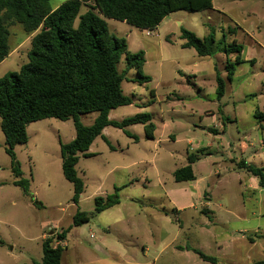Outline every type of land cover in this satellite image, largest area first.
Listing matches in <instances>:
<instances>
[{
  "label": "rangeland",
  "instance_id": "rangeland-1",
  "mask_svg": "<svg viewBox=\"0 0 264 264\" xmlns=\"http://www.w3.org/2000/svg\"><path fill=\"white\" fill-rule=\"evenodd\" d=\"M64 1L50 4L55 9ZM212 3L213 8L177 11L170 25L162 23L150 35L106 19L110 32L126 39L129 53L143 50L146 58L141 69L125 74L123 93L133 102L112 109V118L148 112L155 138L148 137L143 123L127 127L133 137L109 126L105 135L113 148L99 136L91 148L95 155L80 154L76 167L85 187L78 203L62 171L61 142L76 135L72 119L31 122L28 142L15 146L30 195L14 184L0 126V264L41 260L50 226L70 229L65 239L53 242L64 248L63 264H215L194 249L216 256L217 264L264 258V186L240 165L264 166V121L256 117L264 112V0ZM87 8L83 5L80 14ZM182 27L200 38L215 36L216 52L200 56L195 48L182 47ZM9 30L12 51L0 63V76L28 61L35 34L20 23ZM234 39L244 46L246 62L235 64L228 78V62L238 55L226 52ZM125 66L123 56L120 71ZM218 72L226 81L221 97ZM139 75L151 81L135 80ZM97 114H83L82 122L92 124ZM191 153L199 157L193 163L196 179L178 182L174 172ZM115 187L119 203L95 213V197L115 194ZM77 211L89 218L78 226L73 225Z\"/></svg>",
  "mask_w": 264,
  "mask_h": 264
},
{
  "label": "trees",
  "instance_id": "trees-1",
  "mask_svg": "<svg viewBox=\"0 0 264 264\" xmlns=\"http://www.w3.org/2000/svg\"><path fill=\"white\" fill-rule=\"evenodd\" d=\"M66 0L57 8H52L50 0H0V63L11 53L9 25L20 23L32 37V47L28 61L19 70L9 71L0 76V117L1 129L5 134L6 152L11 157V167L17 179L15 185L30 195V182L22 177V169L15 146L29 140L27 127L31 122L58 118L72 119L76 135L69 142H61L62 171L65 178L73 183V201L78 203L84 191V181L79 177L77 164L80 154L84 157L95 155L89 151L97 137L103 138L112 147L103 130L114 126L132 136L129 125L143 123L149 138H154L155 125L152 115L142 112L122 120L110 119L112 109L128 105L132 98L123 93L122 82L132 68L141 69L146 62L145 52L129 53L125 38L110 32L107 18L124 21L142 30H153L172 12L179 10H203L212 8V0ZM83 5L87 10L80 14ZM79 17V18H78ZM78 18V21H77ZM236 30V28L234 29ZM182 47H193L200 56L212 55L217 50L216 38L209 35L198 37L194 32L182 27ZM226 52H237L236 61L228 62V78L235 73L241 60L244 46L234 39ZM125 56L126 66L120 71L119 63ZM251 62H254L252 59ZM135 80L151 81L148 75H139ZM226 81L217 73V94L225 93ZM151 94L155 96L154 91ZM98 112L90 125L82 122L81 116ZM256 117L264 121V112ZM212 129V128H211ZM210 129V130H211ZM214 130V129H213ZM137 139V137H135ZM198 155L191 153L188 163L174 172L178 182L196 179L193 163ZM253 175L259 177L264 186V166L241 162ZM116 193L106 197H95V213H100L119 203ZM89 220L84 211H77L73 225H81ZM70 230V229H69ZM69 230L48 236L42 243L43 257L33 260V264H63L62 245L53 246L55 240H63ZM264 237V234H263ZM251 242L255 239L251 237ZM204 260L217 263V257L194 249ZM252 264H264V258Z\"/></svg>",
  "mask_w": 264,
  "mask_h": 264
},
{
  "label": "crops",
  "instance_id": "crops-1",
  "mask_svg": "<svg viewBox=\"0 0 264 264\" xmlns=\"http://www.w3.org/2000/svg\"><path fill=\"white\" fill-rule=\"evenodd\" d=\"M213 8V7H212ZM177 13V11H175V12H172V13H170L169 15H167L163 20H162V22L160 23V24H165V25H170V17L172 16V15H174V14H176ZM177 23L179 24V23H181V20L179 19V18H177ZM160 24L158 25V26H160ZM109 118L110 119H113L112 118V114H111V112H110V114H109ZM108 127L109 126H107V127H105L104 128V130H103V133H104V135L106 134V132L109 130L108 129ZM211 128H209V130H210ZM211 130H213V129H211ZM155 131H156V127H155V130H154V133H155ZM215 131V130H214ZM172 135V134H171ZM106 136V135H105ZM107 137V136H106ZM108 138V137H107ZM154 138H155V136H154ZM154 138H152V139H154ZM103 139V138H102ZM104 140V139H103ZM105 141V140H104ZM106 142V141H105ZM107 143V142H106ZM93 144V143H92ZM92 145H91V147H90V149H89V151L90 152H92V153H95L92 149ZM111 148H113V147H111ZM96 154V153H95ZM188 157V156H187ZM195 180V179H194ZM190 181V180H189ZM206 261V260H205ZM210 262V261H209ZM215 264H217V263H215Z\"/></svg>",
  "mask_w": 264,
  "mask_h": 264
},
{
  "label": "built area",
  "instance_id": "built-area-1",
  "mask_svg": "<svg viewBox=\"0 0 264 264\" xmlns=\"http://www.w3.org/2000/svg\"><path fill=\"white\" fill-rule=\"evenodd\" d=\"M146 33H147L148 35L151 34L150 30H146ZM49 230H50V235H49V236L54 235V234H56V233L58 232V231H56V229H54V227H52V226L49 227Z\"/></svg>",
  "mask_w": 264,
  "mask_h": 264
}]
</instances>
